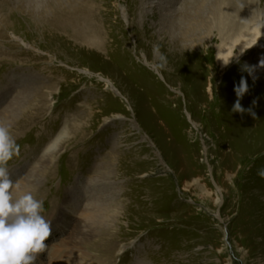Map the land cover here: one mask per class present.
<instances>
[{"label":"rangeland","instance_id":"obj_1","mask_svg":"<svg viewBox=\"0 0 264 264\" xmlns=\"http://www.w3.org/2000/svg\"><path fill=\"white\" fill-rule=\"evenodd\" d=\"M86 4L101 47L57 25ZM211 6L0 0L12 195L41 200L52 228L33 264H264V32L221 68Z\"/></svg>","mask_w":264,"mask_h":264},{"label":"bare ground","instance_id":"obj_2","mask_svg":"<svg viewBox=\"0 0 264 264\" xmlns=\"http://www.w3.org/2000/svg\"><path fill=\"white\" fill-rule=\"evenodd\" d=\"M71 6H72V4H71ZM211 7H212V9L210 11L211 17H209V21L203 20V22H204L203 24L209 33H211L212 31H215L216 34L215 35L211 34L213 37L212 38L210 37V39L212 40V42L216 43V49H217L216 62L218 63V65L221 68H227V66L231 63V61L235 57H238L239 55H241L245 50H247L249 48H254L257 46L258 40L260 39V37H262V34L264 32L263 31L264 23L260 22L258 20V16H264V2L258 1V6H256V0H212V6ZM99 10H101V9H99ZM90 11H91V9L86 4L84 6L79 7L76 14L72 15L73 16L72 19L70 18L71 16H69L68 14L66 16L63 13V15H62L63 19L61 21H64V22L59 21L58 22L59 24H57V25L60 27L62 26L63 28H66V27L72 28V30L74 32H76V33L78 32L81 35L83 42H86L89 45L94 44L98 47H101V46H103V39L100 37L102 34H100V36H98L99 35L98 33L100 31L97 32L98 31L97 28L95 29V26L91 23L92 20L90 17ZM110 14H109V16H110ZM113 20H115V19L113 18ZM82 23H83V25H80ZM130 27H131V24L128 25V28H130ZM134 27L136 28L135 25H134ZM149 27L150 26L148 25L147 28H149ZM101 30H103V29H101ZM101 32H103V31H101ZM103 34L105 35L106 33H103ZM123 39H125V38H123ZM180 39L181 40L180 41L178 40V41L182 45H184L188 48H200V46H201V44H199V45L196 44L195 40L191 41V40L184 39L183 37H180ZM20 42L23 45H26V46L28 45V44H26V42H24V40L20 39ZM147 43H148V40H147ZM91 46H93V45H91ZM127 46L128 45H126V47ZM169 48H170V46H169ZM136 49H137V47H136ZM129 56H130V54H129ZM143 57H144L143 62L147 66L154 69L158 73H159V69L162 70L159 63L156 62V59H157L156 55L152 56L153 58L151 61H152L153 65H151L149 63V61H148L149 58L147 56H143ZM99 79L103 80L105 82V86L110 87V90L115 91V93L119 94L120 96L124 95V94H122L120 89H117V87H115L114 83L111 81V79L108 78V76L107 77L99 76ZM154 80H155V77H154ZM116 102L118 103V105H120L119 100H117Z\"/></svg>","mask_w":264,"mask_h":264},{"label":"clouds","instance_id":"obj_3","mask_svg":"<svg viewBox=\"0 0 264 264\" xmlns=\"http://www.w3.org/2000/svg\"><path fill=\"white\" fill-rule=\"evenodd\" d=\"M247 82L242 79L236 88L238 97L247 91ZM234 111L243 112L239 100ZM18 145L9 127L0 125V264H33L36 254L46 248L51 224L42 215L44 204L31 192L19 197L12 195L15 182L9 178L7 167Z\"/></svg>","mask_w":264,"mask_h":264}]
</instances>
